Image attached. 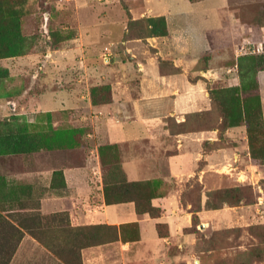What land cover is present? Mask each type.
Returning <instances> with one entry per match:
<instances>
[{
  "label": "crops",
  "instance_id": "0c3cea01",
  "mask_svg": "<svg viewBox=\"0 0 264 264\" xmlns=\"http://www.w3.org/2000/svg\"><path fill=\"white\" fill-rule=\"evenodd\" d=\"M66 1H72L75 11L70 26L74 35L69 45L48 50L40 58L44 73L57 70L61 88L41 95L39 105L45 110L38 112L74 110L79 117L76 121L89 123L90 127L80 133L71 131L75 136L70 150L78 151L71 154V161L60 167L28 172L31 184L41 179L47 188L40 201L41 214L66 213L71 227H124L126 238L129 227L136 225L132 228L139 234L138 240L119 239L83 248V264L179 262L182 257L169 251L176 244V230L188 224V214L184 215L187 212L175 203L172 206L173 200L166 197L152 200V205L159 209L156 217L148 212L137 213L131 201L107 204L98 149L105 144H126L128 150L122 154V166L127 180L158 177L152 151L166 141L165 119L173 117L181 123L189 113L208 110L211 99L207 82L211 78L218 80L222 72L230 75V82L238 83L237 62L243 57L238 48L246 38H251L241 36L239 31L253 25L243 22L242 16L231 10V0ZM89 5L100 10L87 18L82 10ZM142 20L155 21L156 30L143 35L131 29V22ZM157 20H161L159 26L163 28H159ZM152 28L148 24L146 32ZM251 39L258 41L260 37ZM105 48L109 54L107 61L103 59ZM227 49L234 62L212 67L214 62L224 63ZM32 56L28 55L27 61ZM64 71L66 75L61 77ZM71 73L74 78H69ZM255 83L264 124V69L255 73ZM33 85L31 80L27 92ZM99 85L109 87V100L93 105L90 89ZM51 129L64 128L53 125ZM236 130L245 138L243 126ZM195 134L177 135L178 146L190 147ZM242 140L240 150L248 149ZM245 157L235 153L236 160ZM258 167L264 176V165ZM58 170L61 177L55 179L54 172ZM159 225L167 228L166 235L159 234Z\"/></svg>",
  "mask_w": 264,
  "mask_h": 264
},
{
  "label": "rangeland",
  "instance_id": "374dc122",
  "mask_svg": "<svg viewBox=\"0 0 264 264\" xmlns=\"http://www.w3.org/2000/svg\"><path fill=\"white\" fill-rule=\"evenodd\" d=\"M230 8L242 16L243 22L253 25L236 31L257 40L264 25V0H231ZM99 10L89 5L82 11L88 18ZM74 14L72 1L0 0V123L6 122L8 128L22 133L35 134L40 142L33 145L41 147L30 151L26 141L20 139L21 150L0 153V220L2 216L17 221L26 214L33 215L28 217L32 220L27 224L42 229L41 240L25 233L9 264H65L54 254L53 247L67 252L69 239L74 236L65 231L70 228L66 213L39 216L40 201L47 188L41 179L31 184L28 174L31 169L60 167L71 161V154L78 152L70 150L75 136L71 131L80 133L90 127L89 123L76 121L79 117L74 110L38 112L43 109L39 105L41 95L61 88L57 70L44 73L40 58L48 50L69 45L74 35L70 27ZM28 55L34 56L27 61ZM222 61L212 63V67L234 62L229 49ZM65 75V71L60 73L61 77ZM238 75L236 84L223 72L218 80L211 78L206 85L211 99L209 109L189 113L181 123L173 117L167 123L164 121L168 130L163 133L166 141L152 151L158 177L145 180L147 194L170 198L172 206L175 203L187 212L184 215L188 214V224L176 230V244L169 251V254L178 253L182 259L171 264H264V176L259 163L251 164V156H247L250 152L244 117V112H249L258 123L259 106L254 98L244 96L245 89L254 88L252 78L240 77L239 69ZM74 76L71 73L69 78ZM31 80L34 85L27 92ZM53 125L64 129L53 133ZM241 126L245 128V138L236 130ZM41 127H48L49 131L31 133ZM187 133H196L190 147H179L177 135ZM242 139L248 149L240 150ZM126 147V144L117 145L115 149L121 164ZM235 153L246 159L236 160ZM59 177L60 170L55 179ZM239 187L251 188L252 203L233 204L231 191ZM195 223L196 230L192 233L190 228ZM132 227L136 226L129 227L127 238L136 241L139 234ZM159 227V234L166 235L167 228ZM3 245L7 246L0 236V250ZM140 261L137 264H148Z\"/></svg>",
  "mask_w": 264,
  "mask_h": 264
},
{
  "label": "trees",
  "instance_id": "16d2710c",
  "mask_svg": "<svg viewBox=\"0 0 264 264\" xmlns=\"http://www.w3.org/2000/svg\"><path fill=\"white\" fill-rule=\"evenodd\" d=\"M155 21L151 20H142L141 22H131V29L137 30L141 34H150L154 32L156 27L154 25ZM153 25V28L146 32L147 25ZM157 24L162 25L161 20H157ZM164 25V22H163ZM164 26L159 28H163ZM145 30V33H144ZM239 72L240 77L243 79L246 77H251L253 80L254 88L245 89L244 96L245 98H254L258 102L259 106V121L256 123L255 116L249 112H244L245 122H246V132L248 134V145L251 159L254 162H258L259 165H264V124L262 111L259 101V96L256 91L255 83V73L264 69V53L257 55H247L239 59ZM246 63V65H245ZM246 66L244 69L243 67ZM91 101L93 105L107 103L109 100V87L107 85H99L92 87L90 89ZM172 117L166 118L165 122L171 120ZM226 120L223 118V125ZM167 123V122H166ZM2 127L5 129L2 131ZM58 130H52L51 132L55 133ZM258 131L260 132L257 135ZM31 133H44V131L36 132L32 131ZM72 133V132H71ZM0 153L1 152H17L21 150V146L18 140L23 139L26 141L29 150L35 151L38 146L34 147L35 142H40L35 134L22 133L21 130H13L8 128V124L3 122L0 123ZM28 134V136H26ZM34 135V136H33ZM36 137V139H35ZM3 142V143H2ZM116 146L114 144H106L99 147V155L101 159V164L103 168V183H104V193L105 201L107 204H114L119 202H134L136 205L137 213L148 212L151 216L156 217L159 215V209L152 205V200L158 198L160 195L155 193L147 194L145 185L147 181H128L126 174L122 168V164L119 161V158L116 154ZM111 156V157H110ZM110 157V159H109ZM62 172L60 171V174ZM57 174V171L54 172V176ZM233 193V198L235 199L234 205L240 204H249L253 202L252 190L251 188L243 189L242 187L236 188L231 191ZM218 194H222L218 192ZM215 208V207H213ZM42 214L39 211V216ZM33 215H25V218L10 219L3 218L0 220V236L1 242H5L2 250H0L1 261L0 264H9L13 255L16 252V249L24 237L25 233L30 234L32 237L37 240H41L39 234L42 232L41 227L35 228L30 224H27L32 218ZM196 219L195 215L193 216ZM70 226V224H68ZM130 226V225H128ZM131 226H136L135 224ZM160 226V225H159ZM196 223L190 228L192 233L195 232ZM160 228V227H159ZM124 227H120V230L115 226L107 225H95V226H86V227H71L66 228V232H70L72 236L69 240V248L66 251H62L58 248H54V254L62 260L65 264H82L81 259V250L94 245H99L116 240H129L124 236ZM66 252V253H65ZM257 255H259L257 251ZM186 264V263H179Z\"/></svg>",
  "mask_w": 264,
  "mask_h": 264
},
{
  "label": "built area",
  "instance_id": "2783aa9c",
  "mask_svg": "<svg viewBox=\"0 0 264 264\" xmlns=\"http://www.w3.org/2000/svg\"><path fill=\"white\" fill-rule=\"evenodd\" d=\"M262 53H264V25L260 28V39L258 41L246 38L238 48V54L240 56L257 55ZM107 57H109V54L107 48H105V53L103 54L104 61L108 60Z\"/></svg>",
  "mask_w": 264,
  "mask_h": 264
}]
</instances>
